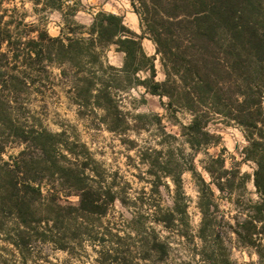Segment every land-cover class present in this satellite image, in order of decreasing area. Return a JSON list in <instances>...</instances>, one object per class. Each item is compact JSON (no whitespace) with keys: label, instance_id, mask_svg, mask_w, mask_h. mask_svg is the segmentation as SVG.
Segmentation results:
<instances>
[{"label":"trees","instance_id":"16d2710c","mask_svg":"<svg viewBox=\"0 0 264 264\" xmlns=\"http://www.w3.org/2000/svg\"><path fill=\"white\" fill-rule=\"evenodd\" d=\"M28 1L38 21L56 12L60 26L51 35L38 22L24 23L16 8H2L0 0V236L21 262L27 264L38 244L71 253V243L88 239L117 243L99 252L100 264H125L121 237L95 229L116 201L126 205L129 199L136 208L147 206L153 223L190 239L200 264H239L234 248L264 264V0H126L140 33L115 12L98 10L87 24L76 21L80 0ZM144 38L154 55L144 49ZM109 51L118 54V65ZM156 59L162 80L156 79ZM55 69L85 127L118 134L146 167L137 196L128 198L131 183L95 157L76 125L53 131L42 121L20 122L22 110L32 111L22 95L40 92ZM139 87L144 100L147 94L159 98L177 126L167 132L154 114L166 138L160 148H143L128 137L148 124V114L130 115L121 105L123 95ZM179 113L188 121H179ZM218 120L242 130L240 160L230 155L228 161L225 147L208 151L221 144L210 130ZM12 144L20 147L16 154H8ZM244 163L251 172L242 171ZM187 172L200 213L193 234ZM161 186L171 197L167 208L156 199Z\"/></svg>","mask_w":264,"mask_h":264},{"label":"rangeland","instance_id":"374dc122","mask_svg":"<svg viewBox=\"0 0 264 264\" xmlns=\"http://www.w3.org/2000/svg\"><path fill=\"white\" fill-rule=\"evenodd\" d=\"M2 8L17 9V15H25L24 23L38 22L41 27H46L51 35L59 33L60 18L56 12H44L42 22L37 20V16L33 13L31 3L28 0H2ZM98 10L115 12L121 15L124 23L132 30L140 33L139 20L133 12L130 4L126 0H80L79 10L74 17L76 21L87 24L92 14ZM20 21V18L17 19ZM23 23V24H24ZM23 24L21 27L23 28ZM143 47L149 55H154L155 49L150 40L143 39ZM109 59L112 64L118 65L120 62L118 54L114 51H109ZM156 79L162 80L164 74L158 59L155 60ZM57 70H53V79L45 81L46 86L42 87V92L29 90L22 95V99L26 104L30 105L31 110H22L20 122L42 121L43 125L53 131L61 129V125H76L82 139L88 143L91 150L95 152V157L105 163V166L110 171H118L122 176V180L131 183L129 188L128 198L138 195L141 187L144 184L138 175H145L143 166L138 157L135 156L133 150H128L120 141V136L105 129L87 128L80 121L75 113L73 106L65 94L56 77ZM145 75V74H142ZM144 90L142 88H133L125 93L122 97L121 105L125 111H129L130 115L138 113L148 114L146 129H141L138 134L130 131L129 138L136 140L137 145L143 148H160L159 141L166 139L158 128L154 114L158 113L162 116V123L166 126L167 132L177 131V126H172L165 116V111L161 107L159 98L150 94L145 95V100L142 97ZM179 121L185 123L188 117L182 113L178 114ZM210 130L221 136V144L217 148H209L211 153L219 151L221 147L227 149L226 155L228 161L229 156L233 155L237 160L241 159V150L246 144L242 130L235 125H227L223 121H216L210 125ZM173 145H179L180 141L172 142ZM20 147L12 144L8 148V154H16ZM190 150L184 146V152ZM132 156V159L128 157ZM202 155L199 154L195 158V164L198 170H201L198 165V159ZM6 158L7 156L4 155ZM242 171L251 172V164L244 163ZM184 188L192 198L190 205V233H195L197 225L200 221V213L196 208L195 198L196 189L194 181L190 173H184ZM161 195L156 199L160 205L167 208L171 205V197L169 192L163 187H160ZM131 200H126L127 204L123 205L116 201L110 210L109 214L102 217L101 226L95 230L107 234L109 232L117 234L121 237L119 240L120 249L125 255L127 264H200L198 256H195L196 245L185 237L178 235L176 229H167L160 224H155L151 221L147 214L149 210L144 208H136L131 205ZM227 205L221 203V208L226 209ZM96 218V217H95ZM141 220L143 225L138 224ZM141 225V226H140ZM140 228H135V227ZM102 235V234H101ZM0 236V264H23L13 245L5 242ZM111 239V238H110ZM198 243V240H195ZM83 240L79 245L70 244L71 253L53 249L50 245L38 244L27 264H100L98 257L102 249L110 250L117 243L111 240L104 242ZM47 256V258H46ZM233 257L237 259L239 264H257L255 255L249 256L245 250L238 248L233 249ZM125 263V264H126Z\"/></svg>","mask_w":264,"mask_h":264}]
</instances>
